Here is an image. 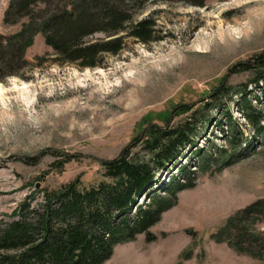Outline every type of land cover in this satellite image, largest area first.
<instances>
[{"label": "rangeland", "instance_id": "1", "mask_svg": "<svg viewBox=\"0 0 264 264\" xmlns=\"http://www.w3.org/2000/svg\"><path fill=\"white\" fill-rule=\"evenodd\" d=\"M9 2L0 0L4 35L21 30L3 22ZM150 16L164 38L148 45L129 39L98 68L56 65L51 56L35 67L37 56L52 53L38 35L24 78L0 83V220L13 222L28 198L38 208V191L77 178L84 187L100 182L102 162L118 158L149 126L177 127L195 117L194 146L155 184L165 195L187 168L194 171V188L180 192L150 229L155 240L139 235L105 264H264L216 240L234 215L264 200V134L245 119L238 105L243 96L236 94L255 78L236 66L264 55V0H206L204 7L159 1L138 20ZM223 83L234 89L215 100ZM261 87L250 85L248 93L264 110L254 100ZM232 133L239 134L237 148L229 143ZM255 229L264 233V222Z\"/></svg>", "mask_w": 264, "mask_h": 264}, {"label": "trees", "instance_id": "2", "mask_svg": "<svg viewBox=\"0 0 264 264\" xmlns=\"http://www.w3.org/2000/svg\"><path fill=\"white\" fill-rule=\"evenodd\" d=\"M159 1L204 7L206 0H10L3 22L21 25V30L0 33V83L11 77L24 78L32 66L27 51L38 35L52 53L37 56V68L49 56L56 65L103 67L107 57L123 52L129 39L144 45L161 41L164 37L157 19L138 20L149 4ZM96 35L104 38L94 39ZM236 67L255 72L254 80L236 94L243 96L238 105L245 119L263 135L264 110L249 99L248 89L250 85L261 89L264 84V55ZM233 89L223 83L214 99ZM254 100L264 105V93ZM232 121L228 117L230 126ZM198 125L195 117L177 127L151 125L118 158L102 162L100 182L84 187L77 178L58 190L38 191L43 198L38 208L26 199L14 211L13 222L0 220V264H105L119 245L139 235H147L149 242L155 240L150 229L176 205L180 192L194 188V171L181 168L183 179L175 180L165 195L156 191L155 184L160 172L170 171V165L194 146ZM238 140V133L229 137L233 148L240 145ZM208 163L206 159L204 164ZM259 222H264V200L234 215L216 240L264 261V233L255 229Z\"/></svg>", "mask_w": 264, "mask_h": 264}]
</instances>
